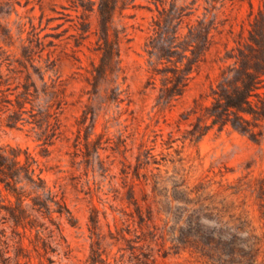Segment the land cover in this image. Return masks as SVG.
Wrapping results in <instances>:
<instances>
[{
    "label": "rangeland",
    "instance_id": "374dc122",
    "mask_svg": "<svg viewBox=\"0 0 264 264\" xmlns=\"http://www.w3.org/2000/svg\"><path fill=\"white\" fill-rule=\"evenodd\" d=\"M98 1L0 0V146L31 152L74 215L54 214L67 241L43 257L27 232L23 261L264 264L253 191L264 177V120L256 141L230 124L202 134L211 119L200 116L222 56L261 45L252 32H264V0H117L108 29ZM203 23L207 57L172 97L173 70L192 54L189 28ZM107 34L113 63L101 69ZM6 215L0 248L14 255L24 232Z\"/></svg>",
    "mask_w": 264,
    "mask_h": 264
},
{
    "label": "trees",
    "instance_id": "16d2710c",
    "mask_svg": "<svg viewBox=\"0 0 264 264\" xmlns=\"http://www.w3.org/2000/svg\"><path fill=\"white\" fill-rule=\"evenodd\" d=\"M117 0H99L97 12L107 29L111 24ZM85 4L76 3L75 7ZM261 13L263 10L261 9ZM260 17H257V21ZM192 35L187 61L183 66L177 65L173 70L174 81L167 87L170 96L181 95L192 73L200 62L206 59L207 51L211 46V27L203 23L201 29L196 32L194 25L189 28ZM264 32H252V40L259 45L253 54H225L222 61L226 64L221 68L217 87L212 91V103L205 106L201 117L210 118L206 133L211 127L218 126L223 129L232 125L235 129L247 133L252 139L259 141L263 131L261 121L264 120V45L262 40ZM107 57L103 58V69L113 63L114 43L109 34L105 38ZM199 105L201 101L196 100ZM25 153L22 158V153ZM38 159L28 150L20 147L0 146V213L4 209L7 218L16 229L22 228L20 238L16 241L14 255H7L8 250L0 248V264H28L30 258L24 246L23 236L27 232L34 234L30 238V244L41 257L48 253V246L55 242L58 249L63 245L60 221L54 214L65 215L71 223H74V215L67 204L65 196L59 190L54 189L42 175L43 169L37 171ZM256 196L264 211V177L254 188ZM50 221L51 224L47 222ZM55 225V226H51ZM9 244V241H6ZM28 259L23 261V258Z\"/></svg>",
    "mask_w": 264,
    "mask_h": 264
}]
</instances>
